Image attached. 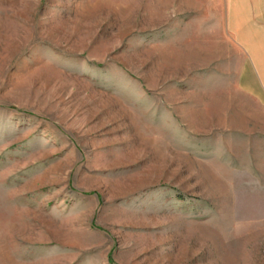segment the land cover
<instances>
[{"label":"rangeland","instance_id":"1","mask_svg":"<svg viewBox=\"0 0 264 264\" xmlns=\"http://www.w3.org/2000/svg\"><path fill=\"white\" fill-rule=\"evenodd\" d=\"M0 264H264V15L0 0Z\"/></svg>","mask_w":264,"mask_h":264},{"label":"crops","instance_id":"2","mask_svg":"<svg viewBox=\"0 0 264 264\" xmlns=\"http://www.w3.org/2000/svg\"><path fill=\"white\" fill-rule=\"evenodd\" d=\"M263 16L264 15V0H244V16ZM249 24V23H248ZM249 26V27H248ZM254 25H247L244 23V30L263 32L253 27ZM260 26V25H257Z\"/></svg>","mask_w":264,"mask_h":264}]
</instances>
